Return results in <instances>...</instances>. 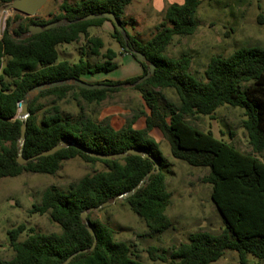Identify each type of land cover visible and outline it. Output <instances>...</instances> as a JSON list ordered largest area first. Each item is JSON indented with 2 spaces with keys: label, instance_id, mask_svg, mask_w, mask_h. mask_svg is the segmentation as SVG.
Returning <instances> with one entry per match:
<instances>
[{
  "label": "trees",
  "instance_id": "16d2710c",
  "mask_svg": "<svg viewBox=\"0 0 264 264\" xmlns=\"http://www.w3.org/2000/svg\"><path fill=\"white\" fill-rule=\"evenodd\" d=\"M12 1L0 0V12L1 7ZM131 2L79 0L75 5L62 3L60 14L53 20L25 19L11 32L6 29L0 35V181L22 173L53 176L63 162L72 159L88 165L100 164L103 168L70 183L65 190L55 186L46 188L38 204L32 205L28 213L47 215L60 232L43 234L18 225L7 232L13 255L0 264H61L69 255L81 250L86 252L78 254L68 264H212L228 251L236 253L239 264H247L248 257L264 264V162L258 158L264 151V49L244 46L226 57L213 56L202 79L190 73L188 56L166 57L165 52L175 37L186 38L196 31L201 0L168 5L162 13V21L146 42L139 41L125 28L124 39L112 27L111 37L124 53L134 60L132 52L145 57L146 62H137L142 76L151 64L155 67L154 73L140 84H135L139 77L124 82L103 80L92 84H135L133 88L140 93L148 111L143 129H135L129 122L115 130L107 122H96L83 113L81 103L99 105L109 93L121 87L84 90L66 84L43 89L28 100L21 150L27 162L18 165L17 141L23 123L17 119L18 104L32 88L41 84L80 80L85 75L114 70L117 67L113 61L115 52L107 49L101 53L102 40L88 35L90 28H98L109 21L80 19L110 12L124 27L126 23L122 18ZM14 19L20 20V17L16 15ZM61 19L71 24L21 38L28 33L29 25L43 26ZM81 39L84 40L83 48L90 55L100 57V62L91 65L82 58L75 63L59 60V46ZM164 90H172L177 102L161 96L160 91ZM69 97L79 107L75 116L63 114L59 106V102ZM46 98H51L50 102L42 109L39 101ZM223 105L242 110L240 126L250 153L241 152L230 143L214 138L210 131L203 132L192 125L198 117L210 116ZM153 130L159 131L167 142L173 159L207 171L203 182L210 186V200L223 227L218 234L192 233L186 243L169 250L148 247V262H142L130 245L115 240L112 228L92 219L90 210L133 189L154 169L152 161L131 155L124 159L101 160L86 153L112 155L138 149L158 163L159 172L152 174L143 187L122 203L144 223L151 235H160L171 228L165 213L171 203L164 171L169 164L159 144L149 135ZM63 141L65 147L53 155L30 160ZM83 211L88 212L87 221L94 237L81 221ZM23 233L26 237L19 241ZM94 239V248L89 250Z\"/></svg>",
  "mask_w": 264,
  "mask_h": 264
},
{
  "label": "rangeland",
  "instance_id": "374dc122",
  "mask_svg": "<svg viewBox=\"0 0 264 264\" xmlns=\"http://www.w3.org/2000/svg\"><path fill=\"white\" fill-rule=\"evenodd\" d=\"M79 0H48L45 5L30 19L35 22H47L60 14L62 3L75 5ZM171 1V0H170ZM178 1V0H175ZM158 11L153 9L152 0H132L126 7L122 20L124 28L139 41L146 42L155 32V27L162 21V13L169 5L168 0H156ZM1 7V12L4 8ZM16 14H9L3 22V31L11 32L20 23L15 20ZM198 27L193 35L186 38L175 37L165 54L170 59L181 55L190 58L189 71L198 79L203 78V71L213 56L226 57L234 50L244 46H256L264 49V0H201L197 10ZM111 24V23H110ZM104 22L98 28H90L88 35L98 37L103 42L101 53L107 49L115 52L114 63L117 67L108 73L86 76V81L103 80L124 82L131 78L142 77V69L133 57L124 53L112 39V25ZM26 36L23 35V37ZM84 40L58 47L59 60L75 63L79 58L87 60L91 65L101 61L100 57L89 54L83 48ZM138 78V79H139ZM88 82V83H91ZM142 83V82H140ZM137 83V84H140ZM158 93V90L155 91ZM161 96L176 103L177 98L172 90L160 91ZM36 93L31 94L32 99ZM51 98L41 99L39 104L45 109ZM63 114L75 116L79 107L71 97L59 102ZM83 113L96 122H107L118 130L131 122L135 129L144 128V116L148 113L140 93L133 86H124L117 92L109 93L99 105L80 104ZM243 120L242 110L226 105L218 107L210 116H200L192 125L203 132L210 131L216 139L228 142L244 153H250L244 130L240 126ZM158 144L163 157L169 164L164 169L166 186L171 195V203L166 209V216L171 228L160 235H151L144 223L129 208L116 200L103 210L92 211L91 218L107 224L114 231L117 241L130 245L138 259L148 262V247L169 250L172 246L186 243L187 237L195 232L203 231L218 234L222 229V220L210 200V186L203 182L207 171L192 168L184 162L171 157L169 146L159 131L149 133ZM264 162V151L258 154ZM24 165V164H23ZM100 164L88 165L78 159L62 163L60 170L53 176L22 173L15 178H3L0 181V261L12 257L7 232L18 225L35 232L49 234L59 233V227L52 223L47 215L29 214L32 205L38 204L41 193L48 187L55 186L65 190L72 182L102 170ZM26 233L19 236L22 241ZM225 261L220 264H234L237 255L226 252ZM223 258V260L225 259ZM236 259V260H235ZM249 260L247 264H252ZM154 264H160L158 262Z\"/></svg>",
  "mask_w": 264,
  "mask_h": 264
},
{
  "label": "water",
  "instance_id": "95a60500",
  "mask_svg": "<svg viewBox=\"0 0 264 264\" xmlns=\"http://www.w3.org/2000/svg\"><path fill=\"white\" fill-rule=\"evenodd\" d=\"M48 0H13L11 3H9L8 5H6V7L4 8L3 11L6 10H11L12 14H16L20 17V20L16 23H19L25 19H30L32 18L47 2ZM92 19H105L108 20L112 27L114 28V30H116L119 34L122 35V37L124 39H126V34H125V30L124 27L121 25L120 21L114 16V14L110 13V12H103L100 13L98 15H87L85 17H83L80 20H92ZM3 20H4V12H2L0 14V35H2V30H3ZM71 24V22L65 21L63 19L58 20V21H54L48 24H45L43 26L40 25H36V24H32L29 25L28 27V33L26 34V36H32V35H36L39 34L45 30L51 29V28H56V27H61V26H67ZM21 37V38H24ZM132 54L135 57V60L139 63H144L146 62L145 57L138 53V52H132ZM154 65H149L147 73L145 75H143L142 77H140L135 84L143 82L144 80L148 79L150 76L153 75L154 73ZM66 84H72L74 86H77L81 89L84 90H102V89H110V88H115V87H124V86H130L129 84H120V85H115V86H111V85H106V84H92V83H87L84 82L82 80L79 79H74V80H70V81H62V82H53V83H48V84H41L39 86H36L34 88H32L26 95L24 100L19 103V107H18V112H17V119L22 123L21 127H20V137L17 141V146H18V155H17V163L18 165H23L27 162V160L22 158V146H23V142H24V134H25V124L24 121L26 120V118L28 117V112H27V104H28V100L31 97V94L33 93H38L39 91L43 90V89H47V88H51V87H55V86H60V85H66ZM135 84L131 85L134 86ZM63 147H65V142H61L60 144L52 147L50 150H46L43 151L41 153H39L38 155H36L35 157H32L30 160H33L37 157H45V156H50L53 155L54 153H56L57 151H59L60 149H62ZM86 153V152H85ZM87 155L94 157V158H98L101 160H116V159H124L126 156L131 155V156H138L141 157L143 159H149L150 161H152L154 169H152L151 171H149L144 177L143 179L130 191L121 194L119 196H117L115 199H113L110 202H106L103 203L101 206L96 207V208H92L90 211H97L101 208L107 207L111 204H113L116 200H124L130 196H132L138 189H140L141 187H143L144 183L148 181V179L150 178V176L152 174L158 173L159 172V166L158 163L153 160L149 155H147L146 153L138 150V149H128L127 151H125L124 153H120V154H112V155H99V154H93V153H86ZM87 211H83L80 215L81 221L85 224L86 229L88 231V233L94 237V233L92 231V228L89 225V222L87 221ZM95 239L93 242L92 247L89 250H92L94 248L95 245ZM86 250H81V251H77L71 255H69L61 264H68L72 258H74L75 256H77L78 254H82L85 253Z\"/></svg>",
  "mask_w": 264,
  "mask_h": 264
},
{
  "label": "crops",
  "instance_id": "0c3cea01",
  "mask_svg": "<svg viewBox=\"0 0 264 264\" xmlns=\"http://www.w3.org/2000/svg\"><path fill=\"white\" fill-rule=\"evenodd\" d=\"M155 1L156 0H152V3H153V9L154 10H156V11H158V8L156 7V4H155ZM182 2H183V0H178V1H175V0H168V3H169V5L170 4H172V3H176V4H182ZM140 70H141V67H140ZM96 75V74H95ZM86 76H89L90 77V75H86ZM93 76V75H92ZM85 79V76H83L80 80H82V81H84V82H91V81H86V80H84ZM106 80V79H105ZM91 83H95V82H91ZM223 227V226H222ZM222 230V229H221ZM228 252H230V251H228ZM233 253H235V252H233ZM226 254V253H225ZM224 254V255H225ZM235 255H236V253H235ZM223 258H225L224 256L222 257V258H220L222 261H225L226 260V258L223 260ZM219 259V260H220ZM219 260L218 261H216V262H214V263H212V264H220L219 263ZM236 260V259H235ZM249 260H252V264H259V263H257L253 258H251V257H248V259H247V262L249 261ZM224 263H226V261L224 262ZM234 264H238L237 263V261L236 262H234Z\"/></svg>",
  "mask_w": 264,
  "mask_h": 264
},
{
  "label": "bare ground",
  "instance_id": "6f19581e",
  "mask_svg": "<svg viewBox=\"0 0 264 264\" xmlns=\"http://www.w3.org/2000/svg\"><path fill=\"white\" fill-rule=\"evenodd\" d=\"M3 12H4V20H3V22H4L5 18L7 17V15L12 14V11L11 10H6V11H3Z\"/></svg>",
  "mask_w": 264,
  "mask_h": 264
},
{
  "label": "built area",
  "instance_id": "2783aa9c",
  "mask_svg": "<svg viewBox=\"0 0 264 264\" xmlns=\"http://www.w3.org/2000/svg\"><path fill=\"white\" fill-rule=\"evenodd\" d=\"M18 107H19V104H18Z\"/></svg>",
  "mask_w": 264,
  "mask_h": 264
}]
</instances>
